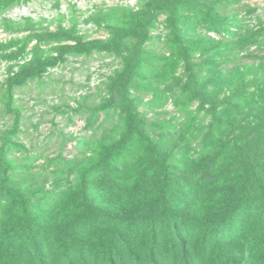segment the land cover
Listing matches in <instances>:
<instances>
[{"label":"rangeland","instance_id":"1","mask_svg":"<svg viewBox=\"0 0 264 264\" xmlns=\"http://www.w3.org/2000/svg\"><path fill=\"white\" fill-rule=\"evenodd\" d=\"M11 1L0 0V163L10 175V191L0 176V207L17 190L25 201L20 213L0 210V264H152V257L184 264L180 238L190 264H264L253 238L241 236L246 222L213 247L190 219L213 203L191 175L199 158L230 147L231 162L264 137V0H191L190 11L177 8V33L163 11L145 39L82 53L64 47L111 40L150 0ZM52 58L55 65L17 82L26 68ZM163 158L177 175L167 201L178 214L162 222L156 205L151 224L142 215L153 196L132 193L127 183L145 169H163ZM106 160L112 174L108 164L91 173ZM193 192L195 203L185 197ZM52 227L71 240L69 259L41 236ZM153 229L158 245L151 250Z\"/></svg>","mask_w":264,"mask_h":264},{"label":"trees","instance_id":"2","mask_svg":"<svg viewBox=\"0 0 264 264\" xmlns=\"http://www.w3.org/2000/svg\"><path fill=\"white\" fill-rule=\"evenodd\" d=\"M17 1L19 0H12L8 3V6L13 5ZM190 1L191 0H150L147 11L143 14H138L129 24L122 26L121 30L115 34L111 40H94L88 43H83L81 40H78L75 44L66 45L64 49L67 52L76 53L88 52L93 49L114 52L121 48L120 45L123 44V39L126 37L132 39L136 37L145 39L150 25L156 21L158 14L163 11L169 13L171 28H175L177 33V14H179L177 8L181 6V11H190ZM209 17L216 20V17L213 15H209ZM64 34L70 35L69 33ZM175 37L180 39L178 35H175ZM62 53L63 52L60 54ZM57 58L39 61L35 66L26 68L24 70L25 72L19 75L22 79L17 80V82H21L20 80L28 76L40 74L45 66L55 65L57 63ZM214 136V131L212 130L207 134L208 138ZM261 138L257 146H255L254 152L241 151L235 158L233 156L234 160L231 162L228 161V158L232 157L231 154H233L234 151H231L230 147L229 149L228 147H222L216 151L205 153L199 158L196 163V168L191 172L194 182L199 186L197 192L199 193L201 191V193H203L204 190L205 193H207L205 197L213 198V203L201 205L198 212L196 214L194 213L190 218L193 220L192 224L197 228L199 237L204 243L213 242V247L219 246L221 245L222 239L226 240L232 236V229L235 226L239 227L240 222H246L248 227H246L244 231L247 232L248 235L241 233V236L244 238L243 240L247 241L248 237L250 239L253 238V245L259 246L264 254V137ZM124 144V148L129 146V143ZM152 147H156V145ZM121 152H123V149L117 151V153ZM107 160L99 164L100 167L95 166L91 168V173L98 170V168L102 169L107 164L110 165V162H107ZM165 160L166 158L162 159L163 169H145L135 175L132 183H127L129 184L128 190L132 193L142 196L141 192L144 191L146 195L153 196L151 200L147 201L148 204L145 205V208H149L148 213L142 215V217L151 224L156 223L157 215L155 211H158L155 209L156 205L161 206L160 210L162 211V215L159 219H161L162 222L165 220L168 221L169 217L173 218L178 214L173 211V207L170 206L167 201L170 200L167 199L169 197L168 190L171 187L170 184L174 182V177L177 175L165 166ZM1 162L3 161L1 160ZM8 166L7 164L2 166L0 163V176H4V180L1 183V188L3 189H5L9 183L10 175L8 174ZM106 169H108L111 174L114 170L112 165H110V168ZM117 186L119 185L113 184L112 187L117 188ZM147 186H151V188L147 189ZM5 190L10 191V189ZM16 192L17 194L14 195L15 197L11 196V192L9 193L10 197L7 198V204L3 205L4 208L0 207V210H2L1 208L5 211L10 210L13 214L21 212V208L19 207L20 200L22 199L24 202L25 199H23L19 190ZM145 194L144 196H146ZM138 195H135V197ZM185 197H188L191 203L196 202L194 199V197H196L195 192L191 194L188 193ZM86 204L92 207L93 203L87 201ZM139 205L142 204L140 203ZM22 208L26 209V204L22 206ZM81 218L96 219L97 217L81 216ZM114 223L115 221L112 220V224ZM175 225V219L171 225L166 223V227L169 230L174 228ZM76 226H78V224L74 225L71 223L69 229H74ZM158 230H160L161 233H165L166 228L164 227V223L159 224ZM212 230H216V233L211 234ZM41 236L46 242L54 240L57 244L62 245V256L65 259H69L71 252L68 247L71 240L67 238L66 235H63L62 229L59 230V228L55 229L52 227L51 230L45 232ZM246 236L248 237L245 239ZM156 238L157 232L153 229L150 232L151 250L158 245ZM82 239L83 238L77 236V240H80L81 243L83 242ZM67 240L69 243H67ZM3 243L4 245H12V241L7 239V237H3ZM179 244L184 264H190L187 241L180 238ZM83 245L87 244L84 243ZM199 250L201 255H205V247H200ZM113 251L114 244L111 241L109 244V252L111 253ZM80 255L83 256L82 253H80ZM135 259L138 261L137 257H135ZM216 260L215 256H213V261ZM151 261L152 264H158L154 257H152ZM67 264L73 263L69 262ZM81 264H87V261L82 260ZM112 264H114V262ZM215 264H217V262Z\"/></svg>","mask_w":264,"mask_h":264}]
</instances>
